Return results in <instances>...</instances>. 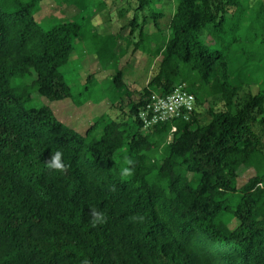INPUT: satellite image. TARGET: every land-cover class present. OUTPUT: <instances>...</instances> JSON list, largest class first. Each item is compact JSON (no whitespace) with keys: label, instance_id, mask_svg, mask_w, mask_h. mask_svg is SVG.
<instances>
[{"label":"trees","instance_id":"1","mask_svg":"<svg viewBox=\"0 0 264 264\" xmlns=\"http://www.w3.org/2000/svg\"><path fill=\"white\" fill-rule=\"evenodd\" d=\"M40 1L0 0V264H264V0H174L166 27L161 0H128L119 32L155 71L84 133L37 100L72 98L61 67L81 34L43 28ZM180 83L190 118L144 127L146 97Z\"/></svg>","mask_w":264,"mask_h":264},{"label":"rangeland","instance_id":"2","mask_svg":"<svg viewBox=\"0 0 264 264\" xmlns=\"http://www.w3.org/2000/svg\"><path fill=\"white\" fill-rule=\"evenodd\" d=\"M127 1L106 0L104 10L98 11L97 0H93V5L88 7L84 3L73 5L57 0H41L40 9L34 14L35 20L43 28L67 19L81 23L80 37L74 40V50L69 61L61 67V72L70 86L72 98L37 99L39 103L48 104L58 119L79 132L84 133L102 114L123 116L122 112L128 110L125 103L129 98L138 97L141 86L155 71L153 58L145 53L132 51L137 34L128 38L126 30L119 32L124 19H129L133 13L132 9L129 10ZM174 5V0L160 1L159 6L165 13L162 18L163 27H166L167 18L174 11ZM250 14L254 15V12ZM261 24L262 17L258 21L250 18L243 25L248 27V35L255 30L259 35ZM145 29L148 32L153 30L150 24ZM118 70L122 73L120 81L114 77ZM88 74L93 77L88 82V88L84 89ZM121 99H124L122 108L120 102L117 103ZM207 118L208 116H202L203 121ZM253 173L252 168L242 169L238 185L244 183Z\"/></svg>","mask_w":264,"mask_h":264},{"label":"built area","instance_id":"3","mask_svg":"<svg viewBox=\"0 0 264 264\" xmlns=\"http://www.w3.org/2000/svg\"><path fill=\"white\" fill-rule=\"evenodd\" d=\"M195 96L185 89V84H177L170 92H151L139 112L143 126H152L159 122L171 121L174 119L188 120L194 111ZM171 132L176 130L171 125Z\"/></svg>","mask_w":264,"mask_h":264},{"label":"clouds","instance_id":"4","mask_svg":"<svg viewBox=\"0 0 264 264\" xmlns=\"http://www.w3.org/2000/svg\"><path fill=\"white\" fill-rule=\"evenodd\" d=\"M61 152L60 151H57L55 153L54 156H52L51 158V161L49 162V166L50 167H54V168H63L64 165L61 161ZM128 169H125V173H128ZM95 219H94V223L96 222H102L103 221V213L102 212H99V211H94L93 213Z\"/></svg>","mask_w":264,"mask_h":264}]
</instances>
